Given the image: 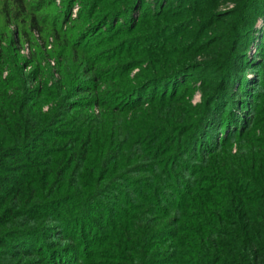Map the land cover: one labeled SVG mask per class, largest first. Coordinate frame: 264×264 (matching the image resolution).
Returning a JSON list of instances; mask_svg holds the SVG:
<instances>
[{
	"label": "trees",
	"instance_id": "16d2710c",
	"mask_svg": "<svg viewBox=\"0 0 264 264\" xmlns=\"http://www.w3.org/2000/svg\"><path fill=\"white\" fill-rule=\"evenodd\" d=\"M144 1L128 7L140 13ZM219 1L154 0L148 34L130 43L152 56L175 53L173 67L144 87L116 81L96 104L75 101L73 92L89 89L69 58L51 88L38 53L21 61L0 40V264L34 256L23 264H264V43L259 59L247 55L264 0H230L226 15ZM41 25L30 21L40 34ZM52 30L60 46L72 45ZM203 45L218 59L200 76L198 57L179 56ZM197 79L203 100L193 106ZM153 103L148 121L129 119ZM95 105L102 113L88 118ZM56 230L73 239L63 251L39 241Z\"/></svg>",
	"mask_w": 264,
	"mask_h": 264
},
{
	"label": "rangeland",
	"instance_id": "374dc122",
	"mask_svg": "<svg viewBox=\"0 0 264 264\" xmlns=\"http://www.w3.org/2000/svg\"><path fill=\"white\" fill-rule=\"evenodd\" d=\"M129 1L22 0L26 7V10H24L18 0H0V40L9 55L12 57L16 54L20 57L21 61L30 60L32 52L38 53L42 57V65L46 69L44 71L46 75L44 81H47L48 86L51 88L61 79L59 67L62 64V56L69 58V61L77 66V70H82L78 77H80L82 83L88 85L89 89V92L77 95V91L73 87L75 101L96 104L94 101L99 96L98 94L114 90L117 87L113 85H116L120 80L123 81L121 83V85L123 84L122 88L128 87L127 84L134 85L135 87H144L143 82L146 79L151 78V76L160 75L156 73L157 69H169L174 65L175 53L170 55L168 50L164 55L154 54L152 56L150 51L143 50L145 47L143 42L138 41V44H140L139 42L142 44L137 48L134 47L132 41L130 43L131 39H140L148 34L149 29L147 27L148 24H151V20H145L144 18L147 16L149 7L151 8L149 14L152 15V19L156 18V16L155 6L153 5L154 0H145L140 13L137 10L132 11V8L128 7ZM235 7V3L230 0H220L217 12L226 15L233 11ZM36 17L42 22V34L30 29V21ZM229 21L230 18H224L226 24ZM136 24L139 25L137 28H135ZM227 27L229 26L224 25L222 30L225 31ZM52 29H57L62 35L67 36L71 40L72 45L68 48L61 45L63 49L56 41L55 33ZM255 29L257 31L255 40L250 44L247 55L250 59L257 57V60L259 59L261 45L264 43V16L256 20ZM191 30L192 32L200 31L197 29V25L192 26ZM26 33L31 34H29L30 40L27 39ZM201 33L203 32H198V37ZM212 33V29H206L205 35L207 34L208 36H204L200 42L205 43ZM121 41H126L127 43L123 42L121 44ZM213 48L214 50H219L221 46L216 43V46ZM63 51H65V55L62 54ZM212 51H209V48L203 45L198 50L190 53L187 52L179 56V58L187 59L196 56L198 57V61H195V63L197 62L196 67H203L206 70V63L209 65L215 63L218 59ZM111 67H114V72L108 71ZM8 69H10L9 65L6 66L2 75L3 79L9 77L11 71ZM211 69L208 68L207 70L211 71ZM207 70L200 76L209 75ZM32 71V66H25L23 74L27 77ZM248 76L250 79L255 78L254 74L251 73H248ZM185 78L190 79L189 76H185ZM183 83L182 79L177 81V85ZM186 83H190V81ZM30 85L32 87V84ZM190 85L191 96L187 97V100L193 106H197L203 100L202 83L197 79ZM150 91L149 89L147 93H151ZM166 104L168 105V103ZM156 105L154 103L151 105L144 104L142 107L137 108V110L130 112L128 117L130 120L135 119L138 122H146L153 116L152 113L149 114L148 112ZM52 106V104L44 106L43 112H48ZM101 113L102 109L96 105L87 111L88 118L98 117ZM236 148L234 146V153L236 152ZM58 233L57 230L56 232L46 231V233L39 237V241L48 244L53 249L63 251L67 249V246L72 244L73 239L70 240V237L68 236V238L67 235H65L66 238L59 236L60 234ZM65 255H67V258H75L79 262L78 256L71 253H65ZM37 258V256H34L25 260V257H23L18 262L19 264H23L24 261H33ZM6 263L14 264L10 258L9 262ZM38 263V261H34L31 264Z\"/></svg>",
	"mask_w": 264,
	"mask_h": 264
}]
</instances>
